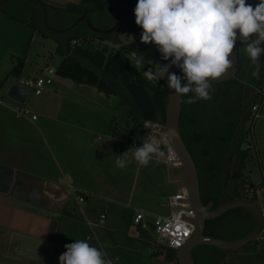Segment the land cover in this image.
Here are the masks:
<instances>
[{
	"label": "rangeland",
	"instance_id": "rangeland-1",
	"mask_svg": "<svg viewBox=\"0 0 264 264\" xmlns=\"http://www.w3.org/2000/svg\"><path fill=\"white\" fill-rule=\"evenodd\" d=\"M37 1L50 5H52L51 3L62 4L70 1L80 2V0ZM103 1L109 10L90 16L91 24L100 30L109 29L120 19L134 14V9L137 4H126L127 0H121L122 4L116 7L114 6L115 0ZM9 2V6L15 9L13 11L15 12L14 14L21 12L20 15L22 18L24 11L27 12L30 9H32L35 17L39 18L41 16L40 10L37 7L24 0H10ZM247 3L255 6L259 3V0H247ZM73 19L74 16H65L62 12H50L48 23L52 28L63 29ZM141 32L142 29L135 24V19H131L103 40L86 34L87 40L81 42L78 39L83 33V28L78 29L72 35L78 36L74 40L77 42L75 46L79 45L82 48L99 50V53L104 54L106 58L109 54L116 53L118 49L120 50L122 47L128 45L133 39H140ZM66 36L49 38L51 41L46 44L44 52L46 53V48L51 51H54V47L58 48L63 56H70L74 60L81 62L82 67L93 71L114 90L113 95L106 97L103 93H98L92 87L85 85L80 87L67 79L58 77L55 73L50 76L52 84L44 89V92L48 90L49 94L53 96L56 102L54 104L55 111L60 109L65 102V106L71 110L70 115L79 117L80 120L92 129L89 144L91 139L94 138L93 144L90 145L99 152L100 158L98 157L96 161L98 164L96 179L94 178L95 176L93 177L94 181L96 180L98 183V190L96 195L91 199L90 204L103 205L107 209V219L104 220L103 227L96 229L101 247L100 250L106 253L105 259L112 261L113 264H174V261L169 259L168 251L159 245L158 235L149 229L147 230L145 223H153L154 217L158 215L168 216L170 213L167 204L168 197L176 194L184 186L182 170L180 168L167 169L160 162L157 163L155 157L153 162L147 167H141L134 161L124 169L116 167L117 156L122 155L131 147L141 146L140 136L132 137L130 126H128L131 125L132 118H141L138 116L128 93L120 82L108 76L102 68H96L88 60H82L73 48V43L71 42L69 44L68 35ZM41 40L44 41L43 39ZM41 44L36 42L34 49L40 51L42 49ZM239 51H241L240 56L241 61L244 62V67L236 78L225 83L224 86H212L214 91L211 93L212 98L209 100L207 106L211 111L215 110L220 114H231L234 112L245 113L252 103V97L253 100H257L256 93L254 95V88L261 87V89H264V57H261L260 79H256L252 75V78L249 79V73H252L254 66L251 65L241 44L239 45ZM59 55L57 54L56 58L48 64H41V67H43L41 71L43 75H47L49 69L55 72L56 65L62 58V55ZM130 60L131 55L128 56V61L133 66ZM29 61H32L31 56H29ZM146 61L150 60L145 58V67L143 70L151 67ZM151 63L153 65L155 64L153 62ZM26 66L28 67V65ZM25 76V71H23L18 83ZM161 82L162 80L158 81L157 85ZM44 92L43 96H45ZM58 94L63 96L60 97ZM3 95L5 101L9 100L6 97L5 90L4 93L2 92ZM41 97H35L32 93H29L23 107H29L31 103L36 104L38 98ZM66 107L65 113L67 110ZM256 123L257 120L252 127L255 139L257 137ZM241 148L246 151L245 144ZM230 153H232L231 164L228 169L230 176L233 172H236L237 180L257 184L261 178H258V175L260 173L264 174V172H260L259 166L255 162V157L253 156L251 159L249 157L250 152L246 151L250 159L246 158L244 166L238 170L240 163L238 154L233 148ZM89 160V165L94 169L92 160ZM178 179L181 181L176 182ZM230 184L229 179L228 185L230 186ZM89 199L86 198V200ZM83 204L80 206H83ZM176 210L177 208L171 209V212H175ZM137 211H141L144 214L142 228H138L127 222ZM95 213L98 216L100 214L99 211ZM106 225L107 228L111 227L109 228L110 230L105 228ZM209 250L214 251L212 249ZM215 252H208L205 255L213 260H221L223 263L224 259H231L237 261L243 260L244 264H254L255 262L253 261L256 259H264V235H261L257 240L235 252H229L228 254L222 251ZM115 258L118 259V262H114ZM0 264L2 263L0 262Z\"/></svg>",
	"mask_w": 264,
	"mask_h": 264
},
{
	"label": "crops",
	"instance_id": "crops-1",
	"mask_svg": "<svg viewBox=\"0 0 264 264\" xmlns=\"http://www.w3.org/2000/svg\"><path fill=\"white\" fill-rule=\"evenodd\" d=\"M40 37L26 24L0 13V100L5 104L11 101H5L2 92L5 90L6 93L13 84L18 85L23 71L25 78H32L41 73V64H48L56 58V47L54 51L46 48L44 52L51 39L41 37L42 41ZM36 42L42 43L40 51L34 49ZM18 61L23 65L19 76L15 77L11 71ZM44 93L45 96H35H42L36 104L24 107L36 116L35 121L15 119L9 107L0 104L2 264H59V256L66 251L65 245L86 240L87 236H90L87 241L91 246L101 248L96 229L103 226L90 229L86 225L87 221L97 220V211L103 212L107 219L105 206L90 204L98 190L94 178L98 168L96 161L100 158L99 152L91 146L94 138L89 144L92 129L79 117L71 116L65 102L59 111H55L53 96L48 90ZM256 134L257 164L260 172H264V105L257 119ZM89 159L94 169L89 165ZM260 175L259 182L264 178V174ZM70 187L86 195L83 206L75 204ZM132 218L127 220L128 224ZM114 262L118 259L115 258Z\"/></svg>",
	"mask_w": 264,
	"mask_h": 264
},
{
	"label": "clouds",
	"instance_id": "clouds-1",
	"mask_svg": "<svg viewBox=\"0 0 264 264\" xmlns=\"http://www.w3.org/2000/svg\"><path fill=\"white\" fill-rule=\"evenodd\" d=\"M135 24L142 29L141 43L154 44L163 61L147 70L145 58L135 52L131 64L147 82L157 85L168 80L167 87L179 96H188L187 103L210 100L212 84L232 67L230 58L237 41L260 79L261 57H264V0L255 6L247 0H137ZM176 67L182 75L170 72ZM191 95H188L190 94ZM150 129L142 146L129 148L117 156L116 167L126 168L133 161L147 167L154 157L159 163L174 156L170 132ZM59 264H109L106 253L91 246L87 240H75L65 245Z\"/></svg>",
	"mask_w": 264,
	"mask_h": 264
},
{
	"label": "trees",
	"instance_id": "trees-1",
	"mask_svg": "<svg viewBox=\"0 0 264 264\" xmlns=\"http://www.w3.org/2000/svg\"><path fill=\"white\" fill-rule=\"evenodd\" d=\"M128 3H137V0H127L126 4ZM43 4L47 9L48 17L50 12H62L65 16H74L73 21L82 15L90 19V16L93 14L95 15L109 10V8L105 6L103 0H80V2L70 1L62 4L51 3L52 5ZM121 4V0H115L114 2V6L116 7ZM9 5L10 2L0 7V13L10 20L26 24L45 39L51 37H65L68 35V42L70 44L78 37L72 34L80 28H83V33L78 39L81 42L87 40L86 34H90L101 40L108 37L90 32L85 24H80L81 26L78 25L70 34L53 35L43 28L41 16L39 18L35 17L32 13V9L27 12L24 11L22 18L20 15L21 12L14 14L15 12L13 11L15 9L11 8ZM73 21L67 26L72 24ZM73 48L82 60H88L96 68H102L108 76L118 80L128 93L138 116L141 118L137 119L134 117L132 118L131 125L127 123V125L130 126L132 137L137 135L141 136V126L145 121H155L164 125L166 87L163 79L157 86L150 85L143 77L142 73L138 72L128 61V56L135 52L138 56H143L155 64L157 62L164 64L166 61L161 59V55L154 44H142L141 39L135 38L128 45L122 47L120 50L118 49L116 53L109 54L106 58L104 54L99 53V50H90L82 48V46L79 45L73 46ZM54 53L61 54L58 48L55 49ZM239 54H241V51H239ZM240 62L241 71L244 67V62ZM22 65L23 63L18 61L14 65L11 74L18 77ZM176 73L182 75L179 70L176 71ZM55 74L75 84L92 87L96 89L98 93H103L106 97H110L114 94L113 88L103 79L99 78L90 69L82 67L81 62L74 60L70 56L62 55V60L56 67ZM212 86L220 87L224 86V84ZM188 95H191V93ZM187 99V95L181 96L179 132L196 167L200 196H209L212 198L224 184V172L231 149L233 148L237 152L240 159L238 170L244 166V162L246 158H248L246 151L242 150L241 146L244 144V123L247 116H249L252 103L245 113L234 112L231 114H220L215 110L211 111V109L207 107L209 100H200L197 103L188 104ZM246 184L248 183L245 181H235L233 183L234 192L230 198L233 200L241 199L239 186L243 187ZM253 225L252 218H241L238 210H234L224 218L218 230L217 238L225 241H233L249 233L253 229ZM167 251L169 259L173 261L174 252L170 250ZM174 264L177 263L174 262Z\"/></svg>",
	"mask_w": 264,
	"mask_h": 264
},
{
	"label": "water",
	"instance_id": "water-1",
	"mask_svg": "<svg viewBox=\"0 0 264 264\" xmlns=\"http://www.w3.org/2000/svg\"><path fill=\"white\" fill-rule=\"evenodd\" d=\"M10 0H0V7L5 6ZM25 2L37 7L41 12V22L43 28L53 34V35H66L74 30L78 25L85 24L88 30L97 35L108 36L115 32L122 24L126 23L131 19H135V15L131 14L120 19L116 22L111 28L106 30H100L95 28L90 19L85 16H79L76 18L72 24L63 28V29H55L52 28L48 23V12L45 5L37 0H24ZM239 44L237 41L236 48L234 49L233 55L230 57L232 59V67L231 69L223 75L221 78H217L214 80L212 85H221L230 82L238 69L239 63ZM165 63H169L166 61ZM178 71L176 67L170 68V72ZM164 85L166 87V106L164 112V127L162 131L170 132L173 134L172 143L174 146V151L178 157L180 162V169L182 170L184 186L187 192L188 198L184 200L182 203L188 205L194 213V219L191 220L194 226L193 231L190 237L186 240L184 245L177 249L174 252V258L176 259L177 264H194L192 259V251L196 247L205 246L212 249H216L224 252H233L238 249L243 248L244 246L252 243L260 237V232L262 228V219L258 209L252 205L251 203L242 200V199H234L228 202L221 203V205L215 209L213 212H209L211 204L207 206H203L200 201L199 195V182L196 167L194 165L193 159L188 152L186 146L183 143L179 132V119L181 113V96L176 94L174 90L167 87L168 80L163 79ZM28 93L25 89L21 88L17 84L11 85L7 92L6 97L18 104L23 105L27 99ZM232 153L229 154L228 161L230 163ZM226 179L229 176V171L226 172ZM236 178V172L232 174V180ZM232 209H240L241 216L245 217L246 215H250L253 219V229L245 234L244 236L235 239L233 241H225L217 238H212L205 236L204 232V224L207 219L217 218L223 213H226ZM147 229L153 232V226L151 223H146L145 225ZM166 244L165 240H161L159 242L160 246H164Z\"/></svg>",
	"mask_w": 264,
	"mask_h": 264
},
{
	"label": "built area",
	"instance_id": "built-area-1",
	"mask_svg": "<svg viewBox=\"0 0 264 264\" xmlns=\"http://www.w3.org/2000/svg\"><path fill=\"white\" fill-rule=\"evenodd\" d=\"M72 43L74 46L77 45L76 41H72ZM53 73L55 72L49 69L47 71V75H43V73L41 72L32 78H24L20 80L18 86L25 89L28 95L29 93H32L34 96H40L43 94L45 87L51 85L52 81L50 79V76L53 75ZM256 88H254V95L256 93L257 100H253L252 97V106L250 107L249 117L247 119L245 127L244 144L246 145V151L250 152L249 157L252 159L254 156L256 162H258V148L256 139L253 135L252 127L255 121L258 119L261 108L264 105V89H261V87L257 89ZM0 104L7 105L13 113L15 119L30 118L32 121L36 120V116L31 115L30 111L24 108L21 104L13 101H11V103L9 104H5L1 100ZM145 125L156 130H162L164 127V125L155 121L143 122L141 126L142 133L140 136L141 146L143 138L150 132V129L145 128ZM160 163L163 164L167 169L180 168V162L175 151L171 163L167 162V157H165V159ZM70 190L75 204L80 207V205L84 203V198L86 197V195L72 187H70ZM239 194L242 200L251 203L258 209L262 219L260 236L264 235V178H262L257 185L251 183L244 185L243 187H241ZM187 198V192L185 186H183L176 192V194L168 197L167 204L168 208L170 209V213L168 214V216H155L153 223H151L153 226V232L159 237V242L161 240H165L166 244L164 245V247L172 252H175L177 249L181 248L184 245L186 240L190 237L194 228L191 221L195 217L194 213L188 205L182 203ZM175 208H177V210L175 212H171V209L173 210ZM143 219L144 214L142 212H136L132 218L131 224L138 228H142ZM104 220L105 215L103 213H100L95 222L87 221L86 225L90 229L101 227L104 224ZM145 228L147 229L146 226ZM86 240H90V236H87ZM107 261L109 262V264H113L111 261Z\"/></svg>",
	"mask_w": 264,
	"mask_h": 264
},
{
	"label": "flooded vegetation",
	"instance_id": "flooded-vegetation-1",
	"mask_svg": "<svg viewBox=\"0 0 264 264\" xmlns=\"http://www.w3.org/2000/svg\"><path fill=\"white\" fill-rule=\"evenodd\" d=\"M240 61H241V56L239 54L238 69H237V71L235 73L234 78H236V76L240 73V64H241ZM250 78H252L251 73H249V79ZM248 117L249 116H247V119H248ZM247 119L245 120V123H244V129H243L244 132H245ZM244 136H245V134H244ZM230 164H231V160H230V163H229V161L227 162L226 169H225V172H224V184L219 189L217 194L213 195L212 198H210L209 196H204V197L200 196V201H201V204L203 206H207V205L211 204L209 212H213L215 209H217L221 205V203L233 200L230 197H231V195L234 192L233 183L237 180V178L232 180V175L230 176V174H229L228 178L226 179V177H227L226 176V172L229 171L228 169L230 167ZM229 179H230V183H231L230 186L228 185L229 184ZM240 181H242V180H240ZM240 189H241V186H239V192H240ZM199 195H200V190H199ZM234 210H238L239 215L241 216V210L240 209H232V210L227 211L226 213H223L222 215H220L217 218L207 219L205 221V224H204V232H203V234L205 236H208V237L217 238L218 230L220 229V225L223 222L224 218L227 217ZM247 217L252 218L250 215H246L245 217L241 216V218H247ZM162 247L165 248L164 246H162ZM209 249H212V248L205 247V246H199V247H196L195 249H193L191 256H192L194 264H206V263H208V264H244L243 260L237 261V260H231V259L230 260L224 259V263H223L221 260L219 261V260L210 259L205 254L208 253V252H215V251H216L215 253H217V251H219V250L212 249L214 251H211ZM222 252H224V251H222ZM233 252H235V251H233ZM225 253L228 254L229 252H225ZM204 258H206V259H204ZM173 261L176 262V259L174 258V255H173ZM253 262H255L254 264H264V259H259V260L256 259Z\"/></svg>",
	"mask_w": 264,
	"mask_h": 264
}]
</instances>
